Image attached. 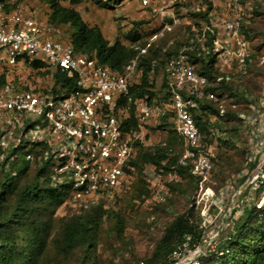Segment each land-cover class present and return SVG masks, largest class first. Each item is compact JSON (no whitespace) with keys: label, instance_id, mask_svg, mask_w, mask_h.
I'll list each match as a JSON object with an SVG mask.
<instances>
[{"label":"built area","instance_id":"obj_1","mask_svg":"<svg viewBox=\"0 0 264 264\" xmlns=\"http://www.w3.org/2000/svg\"><path fill=\"white\" fill-rule=\"evenodd\" d=\"M139 1L141 6L149 7L153 0ZM155 1L157 6L152 10L160 20V30L119 74L87 54L74 51L62 26L38 20L20 6L19 0H0V77H4L0 83V162L10 148L45 144L51 157V179L57 185H66L78 205L88 208L100 199L111 198L126 179L128 162L139 140L138 134L124 129L130 113L139 125L170 114L171 130L184 144L180 166L188 167L195 181L191 206L197 210L203 228L214 223L216 231H203L202 243L192 248L190 236H186L163 264H199L200 257L215 251V242L232 219L264 207V191L259 193L264 185V136L253 129V119L264 105V78L259 110L250 107L248 114H238L249 141L245 170L237 178L238 183L227 185L218 194L209 186L214 156L208 152L205 137L193 118L194 114L204 113L199 102L214 104L217 116H224L223 102L210 88L246 71L252 55L240 34V23L250 16L258 1L227 0L224 19L216 12L215 0ZM208 5L211 10L206 12V24L193 29L182 48L165 62L166 101H153L148 94L131 99L129 74L150 42L179 25L181 17L205 12ZM192 52L213 57L211 82L189 62L188 53ZM37 62L73 78L76 90L57 98L48 89L28 86L23 74L42 72L33 68ZM211 134L221 136L216 130ZM175 177V173H168V181ZM165 195L161 179H152V199L160 202ZM211 211H215L214 217L206 223Z\"/></svg>","mask_w":264,"mask_h":264},{"label":"rangeland","instance_id":"obj_2","mask_svg":"<svg viewBox=\"0 0 264 264\" xmlns=\"http://www.w3.org/2000/svg\"><path fill=\"white\" fill-rule=\"evenodd\" d=\"M226 1H214L222 5L215 3V7H221L216 11L221 19L226 16L224 6ZM257 1L258 15L254 16L253 13L251 17L250 14L244 21V26L250 29L247 48L252 55L248 61L251 68L249 71L246 69L241 76L233 77L231 81L222 84L220 88L213 87L217 100L223 102L224 116H217L212 109L205 114H196L205 126L203 134L208 152L214 156L209 186L217 194L227 185L238 183L237 178L245 170L244 159L248 154L249 141L238 114H248L250 107L259 110L261 101L260 93L264 78V0ZM26 2L27 5L31 4L32 8L42 5L39 0L38 2L26 0ZM101 3L108 6L101 7ZM63 5L69 6L67 3ZM151 7L152 5L141 6L139 0H80V3L73 6L83 21L88 25L97 26L109 42L119 41L135 50L147 44L153 34H157L160 30V20ZM201 22L188 13L181 19L180 25L184 24L183 26L176 25L172 28V32L164 35L165 37H157L155 42H150L153 48L148 53H155L158 56L146 72L147 89L152 94L151 100L161 101L164 97L165 62L182 48L193 29L201 28ZM136 23L142 24L136 25ZM70 33L71 28L67 27L65 36L68 37ZM131 37L137 40L132 43ZM168 52L171 54L168 55ZM138 61L137 59L129 74L130 87L140 84L143 68L138 66ZM45 70L47 68H42V72ZM42 72L36 75L23 74L27 85L39 89L54 88L50 72ZM36 79H38L37 84ZM134 121L135 126L128 125V131L139 136L134 146L135 155L138 153L139 157L137 166L127 171L122 187L110 199L102 202L99 205L100 209L94 211L80 207L69 193L49 210L50 214L46 222L50 225V238L40 258V264H88V260L93 261L94 264H138L149 259L164 235V229L177 217L188 225L195 223L199 217L197 210L191 206L196 186L195 181L188 175L189 168L183 167L187 171L180 173L176 171L181 167L180 158L184 144L171 130L170 114L160 124L154 119L142 125ZM253 122L254 132L264 136V105ZM213 130L221 133L220 138H215L211 134ZM14 136L17 137V134ZM149 155L156 160V163L148 160ZM15 157L18 165L24 167L25 149L22 144L18 146ZM157 157H161L160 160ZM33 169L31 165L26 176L22 177V181L30 179ZM169 172L176 174L171 181H168ZM155 177L161 179L166 191L160 202L154 201L151 197V184ZM262 191H264L263 186L259 188V193ZM94 212L97 224L92 227L94 234L92 246L76 249L69 254L59 253L54 242L62 221L80 214L93 217ZM214 214L215 211L210 212V218L206 223L213 219ZM235 218L231 220L230 226L239 219ZM205 225L203 228L205 233L216 231L214 223Z\"/></svg>","mask_w":264,"mask_h":264},{"label":"trees","instance_id":"obj_3","mask_svg":"<svg viewBox=\"0 0 264 264\" xmlns=\"http://www.w3.org/2000/svg\"><path fill=\"white\" fill-rule=\"evenodd\" d=\"M39 1L48 8L46 13L47 22L71 28L70 35L65 37L69 40L72 49L78 53L87 54L94 58L97 63L107 65L120 74L124 67L134 58L135 53L139 52L138 47L135 50L133 47L125 46L119 41L109 44L98 27L87 25L78 11L73 8L74 5L80 3V0ZM64 3L69 6H64ZM100 6L106 7L108 5L101 3ZM217 8H215L216 11L218 10ZM258 8L259 2L252 9L251 17L253 13L254 16L258 15ZM209 10H211V6L208 5L205 12H190L189 16L202 21V27V25L206 24V12ZM245 20L246 18L240 23V34L247 43V39L250 37V29L244 26ZM140 24L142 23H136V25ZM172 31L171 29L170 32ZM165 34H168V32H165L160 37H165ZM192 35L193 32L191 31L188 36ZM157 39L152 41V43ZM136 40L135 37L130 39L132 43ZM152 43H150L145 53L138 57V66L142 67L143 71L140 84L129 88L131 99L142 97L144 94H148L149 97L152 96L149 89H147L146 82L147 70L151 63L158 59L155 53H148L153 48ZM167 54L170 55L171 52ZM188 60L195 65V71L199 75L207 77V80L211 82L213 78L211 72L213 57L211 55H198L196 52H192L188 53ZM33 68L46 69L47 66L37 62L33 64ZM250 68L251 64L247 61V71ZM48 71L51 74V78L53 77L54 88L48 89L53 96L58 98L76 90L73 78H67L64 74L48 68L42 73H47ZM2 82H4V77H0V83ZM218 88L220 86L216 87V89ZM42 90L45 91L46 89ZM210 90L215 91L213 87ZM162 101H166L165 96ZM198 106L204 114L211 111V109L214 110V113L216 112L214 104L199 102ZM166 117H168L167 114L159 118L158 124L163 123ZM193 118L198 130L205 137L203 134L205 133L204 124L201 123L196 114L193 115ZM128 125L135 126L132 113H130L128 122L125 123V130H128ZM24 149L25 157L29 156V159L24 158V167L21 168L16 161L15 156L18 153V148H10V151L7 152L0 162V264H40V258L48 246V239L50 238V225L46 222L47 216L50 214L49 210L70 193L66 185H57L51 179V157L45 144L26 145ZM44 155H46L45 159ZM12 156L14 157L12 158ZM160 158L157 157L159 160ZM138 160V153L134 154L128 162L129 169L136 167ZM148 160L156 163V160H153L150 155ZM31 165L34 169L30 179L22 181V177L26 176ZM185 170L183 167L176 169L178 173ZM188 175L193 179L190 173ZM108 199H100L96 204L86 208V210H98L101 208L99 205ZM93 215V217L81 214L74 215L62 221L57 233V239L54 242L59 253L69 254L76 249L92 246L94 241L92 227L97 224L95 221L96 213L94 212ZM196 221L192 225H188L177 217L164 229V235L157 243L149 259L143 262L147 264H163L167 255L181 244L188 235L190 236L189 245L191 248L200 245L202 243L203 227L199 217ZM88 264L94 263L88 260ZM199 264H264V207L243 212L235 223H232L219 235L215 242V251L199 258Z\"/></svg>","mask_w":264,"mask_h":264},{"label":"crops","instance_id":"obj_4","mask_svg":"<svg viewBox=\"0 0 264 264\" xmlns=\"http://www.w3.org/2000/svg\"><path fill=\"white\" fill-rule=\"evenodd\" d=\"M37 2H38V0H36ZM217 1V0H216ZM139 3H140V1H139ZM214 3H217L218 5H220V6H222L220 3H218V2H214ZM19 4H20V6L21 7H23V9H26V10H30V9H32V10H30L32 13H33V15H35V17L38 19V20H41V21H46V13L48 12V8H47V6L46 5H44V4H42L41 6H35L34 8H32L31 6V4H28L27 5V2H26V0H20V2H19ZM152 5V7L154 8V6L156 7L157 6V4H156V1L154 2V0L153 1H151V4H150V6ZM149 6V7H150ZM220 6H218V8L220 9L221 7ZM151 7V8H152ZM81 16V15H80ZM83 20V19H82ZM88 25V24H87ZM89 26H95V25H90L89 24ZM68 26H63V29H64V31L66 30V28H67ZM97 27V26H96ZM100 30V29H99ZM100 32H101V34H102V36L104 37V39L109 43V44H112V43H114V42H109L108 41V39H106V37L103 35V32L100 30Z\"/></svg>","mask_w":264,"mask_h":264}]
</instances>
